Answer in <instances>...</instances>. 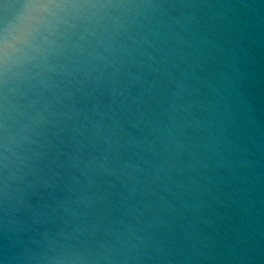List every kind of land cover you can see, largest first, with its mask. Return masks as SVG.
<instances>
[{
	"label": "clouds",
	"instance_id": "obj_1",
	"mask_svg": "<svg viewBox=\"0 0 264 264\" xmlns=\"http://www.w3.org/2000/svg\"><path fill=\"white\" fill-rule=\"evenodd\" d=\"M0 264H264V0H0Z\"/></svg>",
	"mask_w": 264,
	"mask_h": 264
}]
</instances>
